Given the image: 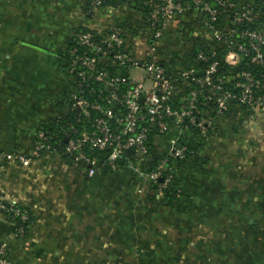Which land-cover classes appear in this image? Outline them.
Instances as JSON below:
<instances>
[{
	"label": "crops",
	"instance_id": "0c3cea01",
	"mask_svg": "<svg viewBox=\"0 0 264 264\" xmlns=\"http://www.w3.org/2000/svg\"><path fill=\"white\" fill-rule=\"evenodd\" d=\"M86 4L0 0V193L32 214L19 237L0 214V241L13 263L264 264V112L235 105L206 133L170 128L157 154L166 155L173 139L189 153L176 190L165 195L149 186L148 160L89 175L59 152H36L37 132L69 111L67 38L138 13L134 4L93 12ZM199 45L215 48L214 35L184 15L164 30L156 54L175 71ZM18 151L30 160L4 158Z\"/></svg>",
	"mask_w": 264,
	"mask_h": 264
},
{
	"label": "built area",
	"instance_id": "2783aa9c",
	"mask_svg": "<svg viewBox=\"0 0 264 264\" xmlns=\"http://www.w3.org/2000/svg\"><path fill=\"white\" fill-rule=\"evenodd\" d=\"M132 4L136 15L124 13L123 21L101 32L81 27L67 38L62 56L72 79L69 111L49 122L57 132H37L35 150L59 152L89 175L148 160L149 186L165 195L176 190L189 149L173 139L166 155L157 154L170 128L206 133L235 105L264 112V0H87L86 10ZM184 15H195L216 47L189 48L186 65L172 71L156 53L164 30ZM4 158L30 160L21 151ZM0 214L11 219L15 236L25 235L26 205L0 193ZM0 264H14L2 241Z\"/></svg>",
	"mask_w": 264,
	"mask_h": 264
},
{
	"label": "trees",
	"instance_id": "16d2710c",
	"mask_svg": "<svg viewBox=\"0 0 264 264\" xmlns=\"http://www.w3.org/2000/svg\"><path fill=\"white\" fill-rule=\"evenodd\" d=\"M54 123H55V121H53L52 123H47V124L44 126V128H45V129H48V130H50V131H52V132H57V131H54V130H56ZM54 138H56V137H54ZM188 153H189V149L187 150V155H188ZM170 191H171V189H169V190L167 191L168 194L170 193ZM31 220H32V214H31V211H30V220H29V223L31 222Z\"/></svg>",
	"mask_w": 264,
	"mask_h": 264
},
{
	"label": "water",
	"instance_id": "95a60500",
	"mask_svg": "<svg viewBox=\"0 0 264 264\" xmlns=\"http://www.w3.org/2000/svg\"><path fill=\"white\" fill-rule=\"evenodd\" d=\"M65 140H67V138ZM127 154L131 155L132 154V150H128Z\"/></svg>",
	"mask_w": 264,
	"mask_h": 264
},
{
	"label": "rangeland",
	"instance_id": "374dc122",
	"mask_svg": "<svg viewBox=\"0 0 264 264\" xmlns=\"http://www.w3.org/2000/svg\"><path fill=\"white\" fill-rule=\"evenodd\" d=\"M63 68H65V65H63Z\"/></svg>",
	"mask_w": 264,
	"mask_h": 264
}]
</instances>
